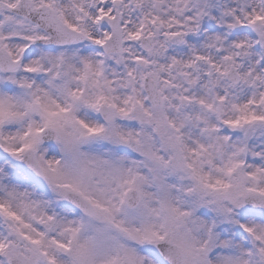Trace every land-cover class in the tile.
Returning a JSON list of instances; mask_svg holds the SVG:
<instances>
[{
    "label": "snow or ice",
    "instance_id": "6c2138e0",
    "mask_svg": "<svg viewBox=\"0 0 264 264\" xmlns=\"http://www.w3.org/2000/svg\"><path fill=\"white\" fill-rule=\"evenodd\" d=\"M0 264H264V0H0Z\"/></svg>",
    "mask_w": 264,
    "mask_h": 264
}]
</instances>
